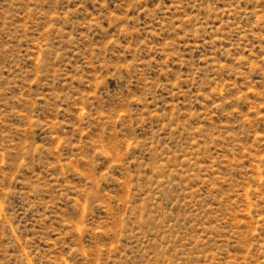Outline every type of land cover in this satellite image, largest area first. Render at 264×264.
Masks as SVG:
<instances>
[{
	"label": "rangeland",
	"instance_id": "rangeland-1",
	"mask_svg": "<svg viewBox=\"0 0 264 264\" xmlns=\"http://www.w3.org/2000/svg\"><path fill=\"white\" fill-rule=\"evenodd\" d=\"M0 264H264V0H0Z\"/></svg>",
	"mask_w": 264,
	"mask_h": 264
}]
</instances>
